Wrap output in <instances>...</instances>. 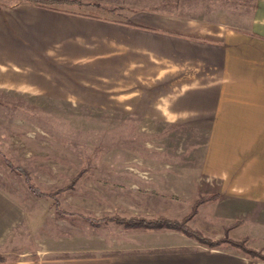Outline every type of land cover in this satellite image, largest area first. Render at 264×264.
<instances>
[{
	"label": "crops",
	"instance_id": "obj_1",
	"mask_svg": "<svg viewBox=\"0 0 264 264\" xmlns=\"http://www.w3.org/2000/svg\"><path fill=\"white\" fill-rule=\"evenodd\" d=\"M3 3L0 92L207 132V160L221 169L211 177L220 182L208 186L211 199L189 226L211 239V226H222L220 238L249 242L242 229L250 212L264 217V0L243 29L157 15L117 22ZM162 233L176 244L124 247L103 239L76 254L6 264H252L233 247Z\"/></svg>",
	"mask_w": 264,
	"mask_h": 264
},
{
	"label": "rangeland",
	"instance_id": "obj_2",
	"mask_svg": "<svg viewBox=\"0 0 264 264\" xmlns=\"http://www.w3.org/2000/svg\"><path fill=\"white\" fill-rule=\"evenodd\" d=\"M9 1L0 0V4ZM76 1L82 6L43 9L117 22H141L140 18L157 15L243 29L258 6V0ZM207 137V132L162 121L0 92V264L35 260L36 254L44 259L72 255L94 249L98 240L107 239L124 247L174 245L161 234L180 231L126 228L114 222L95 226L81 216L180 222L197 203L186 223L189 228L212 241H243L245 247L264 253V217H257V211L250 212L248 227L242 229L249 242L243 237L230 239L227 233L220 238L222 226L208 228L213 239L189 226L197 208L211 199L205 198L211 193L208 186L220 182L212 178L221 169L207 160L212 158ZM16 169L23 170L43 193L66 188L55 198L59 208L54 209L52 199L32 194ZM181 174L189 178H180ZM193 186L203 189L192 193ZM183 196L189 200L181 205ZM196 198L189 213L181 217ZM225 245L230 246L219 247ZM239 255L251 258L252 264H264L258 258Z\"/></svg>",
	"mask_w": 264,
	"mask_h": 264
},
{
	"label": "trees",
	"instance_id": "obj_3",
	"mask_svg": "<svg viewBox=\"0 0 264 264\" xmlns=\"http://www.w3.org/2000/svg\"><path fill=\"white\" fill-rule=\"evenodd\" d=\"M18 1L33 4L39 8H49L50 10H53L52 7L56 6V5L82 6V4L76 0H18ZM16 170L20 171L19 172L20 175H22L24 177V180L27 184V188L32 194L36 195L37 197H41V198L48 197V198L52 199L54 201L53 202L54 203V209L57 210L59 208V202L57 200H55V198L58 194L63 192L66 188L59 189V190H56V191L51 192V193H43L36 186H34L31 183L29 176L23 170H21V169H16ZM196 205L193 208L191 215L184 218L180 222L170 221V220H167L165 218L147 220L145 218H136V217L122 218V217H119L116 215L112 216V217H108V218H102V219H91V218L83 217V216H81V218L86 223H89V224L95 225V226L100 224L101 222H114L116 224L123 225L126 228L159 229V228L165 227V228H168L171 230L180 231L181 233H183L187 237L193 238L195 241H197L198 243H200L202 245L207 246L208 248H217L220 245L228 244L233 248L239 249L241 252H243L244 254H246L250 257L258 258L261 261H264V253L256 252L252 249L245 247L243 241L242 242H236V241H232V240H228V239H220L217 241H212V240L202 236L199 232L194 231L191 228H189L186 225V223L189 220V218L192 217L193 213H195Z\"/></svg>",
	"mask_w": 264,
	"mask_h": 264
}]
</instances>
